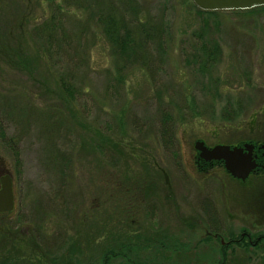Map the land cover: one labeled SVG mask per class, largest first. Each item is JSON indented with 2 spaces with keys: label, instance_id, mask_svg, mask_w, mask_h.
I'll use <instances>...</instances> for the list:
<instances>
[{
  "label": "rangeland",
  "instance_id": "obj_1",
  "mask_svg": "<svg viewBox=\"0 0 264 264\" xmlns=\"http://www.w3.org/2000/svg\"><path fill=\"white\" fill-rule=\"evenodd\" d=\"M135 1L141 20L166 24L145 66L114 56L94 0H55V15L48 0H0V39L13 31L29 59L22 69L0 59V126L20 152L18 164L0 140V174L15 193L14 210L0 216V264H264L263 242L226 246L264 234L260 177L242 186L221 165L198 167L194 148L264 142V6L209 18L221 54L201 72L204 23L193 1ZM51 17L49 46L61 58L49 68L40 28ZM57 72L74 74L68 106ZM166 116L171 146L161 138Z\"/></svg>",
  "mask_w": 264,
  "mask_h": 264
},
{
  "label": "trees",
  "instance_id": "obj_2",
  "mask_svg": "<svg viewBox=\"0 0 264 264\" xmlns=\"http://www.w3.org/2000/svg\"><path fill=\"white\" fill-rule=\"evenodd\" d=\"M30 0H28L29 2ZM95 5H98L96 9V14L98 15L96 22L98 23V26L102 29V33L104 34V37L106 38L107 42L112 47V53L114 56L118 59L123 61V63L127 65H141L145 66L147 65V62L149 60V47L152 45L159 46L162 45V36L166 29V24L157 23L156 21H153L151 17L148 15L146 16L147 19L145 21L141 20V17H139L138 14H140L141 10L138 9V5H136L135 0H107L108 6H106L107 3H103V1L100 0H94ZM117 3V1L122 5L123 9L122 11H119L118 8L114 5V2ZM49 6L51 11L57 8V10L61 9L58 5H55V0H48ZM196 13L204 23L203 26V32L201 33L202 41L200 43V49L198 54H194V59L199 64V69L201 72L206 71L209 67H215L219 63V58L221 54V46L219 42L215 39H211L207 37V30L210 28L208 22L210 17L217 18L218 15L221 13V11H204L196 7ZM29 13H23L16 21L17 24V30L23 29L25 22L27 20V15ZM51 14L55 15V12L53 11ZM53 17V16H52ZM49 18L47 21H44L41 25L40 30H45L44 34H46V38H42L43 47H42V53L44 56V60L47 62L49 68L51 67V63L53 64V59L61 58L59 55L61 53L53 52L52 48L49 46V42L51 38L53 37L54 31L58 29L57 19L55 18ZM56 21V23H55ZM39 30V29H38ZM13 33V31H12ZM9 31V34L7 38H9L10 42H5L2 39H0V59L5 60L8 64H12L14 68L22 69L26 68L29 62V59L27 57V52L25 47L22 45L21 38L18 36L12 40V34ZM65 30L63 31L64 38H66ZM1 38V37H0ZM41 39V37H40ZM14 41V42H13ZM47 44V45H46ZM59 51V50H58ZM81 52V51H80ZM76 51L75 55L77 58V64H82L84 57L82 55V52ZM72 76L74 74H71ZM70 75V76H71ZM56 81L59 86V89L64 94L63 100L65 101V105H69V101L72 102V100L75 98V93L77 91L75 87V83L71 78H68L66 74H60L59 72L55 73ZM76 79V78H75ZM121 78H118L119 83L122 82L120 80ZM74 97V98H73ZM70 102V103H71ZM169 118V116H166V118L162 122L161 126V138L164 142L165 146H171L173 145V131H172V125H170L166 119ZM225 119H230L229 116H227ZM0 140L1 142L11 151L12 155L15 157L18 164L20 163V152L19 148L17 146V142L14 141L12 137L8 138L6 136V133L4 129L0 126ZM102 148V146H101ZM1 176V174H0ZM231 180L234 182H237L239 185L244 186L245 184L249 183L250 180H252L254 177H251L247 183L238 182L237 180L233 179L230 175H228ZM264 184V176L262 178H259L258 185L256 187L261 186ZM255 187V188H256ZM11 212H5L0 213V216L4 217L6 215H9ZM208 215L212 222H214V217L211 216V214ZM214 231V233H217L220 236V228L219 226H211ZM260 238L259 242L264 243V234L258 235ZM253 238L257 236H252ZM240 236L237 238L239 239ZM246 241V242H245ZM31 242L34 245V251L38 247L36 238L33 237ZM234 241L230 240L228 243H226V246L229 247L230 244H232ZM244 243V246H248L251 244L246 238L240 239L237 244ZM258 245V244H257ZM224 246V245H223ZM225 248V247H224ZM40 253L38 255V258H45L46 254L42 253L40 250H37ZM222 254V259L224 260L225 256ZM108 260V255L105 256V260ZM49 262H46L45 264H57L54 260L48 259ZM8 262V261H7ZM71 258H68L63 260V264H70ZM1 264H5V261ZM9 264V263H7ZM62 264V263H61Z\"/></svg>",
  "mask_w": 264,
  "mask_h": 264
},
{
  "label": "water",
  "instance_id": "obj_3",
  "mask_svg": "<svg viewBox=\"0 0 264 264\" xmlns=\"http://www.w3.org/2000/svg\"><path fill=\"white\" fill-rule=\"evenodd\" d=\"M204 11L248 10L264 6V0H192ZM199 157L205 161L222 160L226 171L234 178L245 181L258 167L253 158V144L232 146L217 144L207 146L204 141L194 145ZM15 208V193L12 177L9 174L0 176V213L12 212Z\"/></svg>",
  "mask_w": 264,
  "mask_h": 264
},
{
  "label": "flooded vegetation",
  "instance_id": "obj_4",
  "mask_svg": "<svg viewBox=\"0 0 264 264\" xmlns=\"http://www.w3.org/2000/svg\"><path fill=\"white\" fill-rule=\"evenodd\" d=\"M247 143L253 144V146H254V148L252 150V154H253V158L255 159V161L258 164V167L250 174V176L245 181L236 179V178L232 177L227 172L228 175H230L233 179L237 180L238 182H242V183H247L249 181V179L253 176H257L260 178H262L264 176V142H261L259 140H254V139H247V140H242L238 143L231 144V145L232 146H243L244 144H247ZM207 146H209V145H207ZM209 147H211V146H209ZM195 163L198 167L217 164V165H221L223 167V169H225L224 163L222 160L205 161L204 159H201L199 157L198 152H196V155H195ZM242 238H246L251 244L257 245V244H259V240L261 237L257 236L255 238H253L252 234L243 232L242 234H240L239 239L233 240L234 241L233 243L237 244V242ZM222 243L224 244V241H222Z\"/></svg>",
  "mask_w": 264,
  "mask_h": 264
}]
</instances>
